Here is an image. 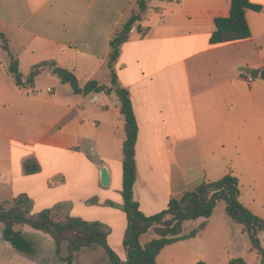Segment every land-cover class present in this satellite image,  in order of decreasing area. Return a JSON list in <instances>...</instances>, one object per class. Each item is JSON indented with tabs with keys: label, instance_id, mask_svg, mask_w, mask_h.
Listing matches in <instances>:
<instances>
[{
	"label": "crops",
	"instance_id": "crops-1",
	"mask_svg": "<svg viewBox=\"0 0 264 264\" xmlns=\"http://www.w3.org/2000/svg\"><path fill=\"white\" fill-rule=\"evenodd\" d=\"M136 1L0 0V31L23 76L32 65L55 60L81 86L89 80L111 86L109 40L137 12ZM250 1L261 5L259 12L245 11L250 36L211 44L214 19L228 16L229 0H147V11L120 46L113 68L119 85L129 90L138 124L133 197L144 215L160 212L202 181L231 173L239 181L240 202L264 220L259 190L264 186V0ZM40 52L44 56L35 58ZM5 53L0 47V203L26 194L32 216L59 206L61 218L103 223L109 247L126 260L125 132L117 95L74 94L48 69L35 77L32 89L19 87L7 71ZM244 68L258 69V76ZM27 159H34L39 171L24 173ZM102 168L108 185L100 181ZM210 216L184 221L181 234L203 221L205 226L195 237L165 246L155 264H226L215 263L226 246L207 230ZM228 221L230 245L257 251L243 225ZM19 225L33 229L14 228ZM2 229L0 222V264H62L40 258V248L34 257L18 252L2 239ZM16 230L27 237L24 227ZM144 235L156 237L149 231L139 241ZM246 262L260 264L256 254Z\"/></svg>",
	"mask_w": 264,
	"mask_h": 264
},
{
	"label": "trees",
	"instance_id": "trees-1",
	"mask_svg": "<svg viewBox=\"0 0 264 264\" xmlns=\"http://www.w3.org/2000/svg\"><path fill=\"white\" fill-rule=\"evenodd\" d=\"M229 2L228 16L214 19L215 29L209 40L211 44L233 42L249 37L250 29L245 11H261V5L250 0H229ZM136 4L138 11L132 13L109 40L110 51L107 66L110 72L111 86L99 84L96 80H89L81 86L76 75L69 69L59 66L55 60L40 61L31 66L27 76H23L19 71L17 57L11 51L6 36L0 31V47L6 51L9 58L7 71L12 75L17 86L32 89L35 77L42 70L48 69L62 83L69 84L74 94L100 92L109 94L114 91L117 95L125 132L122 146L121 196L123 202L121 209L127 218V229L123 239V244L128 251L126 260H121L109 247L106 241L109 231L103 223L71 216H66L63 220H55L54 212L59 210V206L42 210L36 216H32L31 200L26 194L15 197L9 208L5 207L9 202L0 203V222L3 224L2 239L18 252L34 257L33 242L14 228L17 224H28L33 229L42 231L52 238L57 255L60 254L61 244L67 242V254L61 257L63 264H72L75 252L97 245L105 249L108 264H155L157 255L165 246L195 237L205 226V221H203L189 233L181 234L184 221L197 218L206 219L212 214L215 204L223 202L226 214L232 221L243 225L251 239L252 247L261 252L262 248L257 234L264 231V220L253 214L240 202L239 181L231 173H226L217 180L202 181L192 190L185 191L179 199L171 198L167 207L158 213L147 216L139 210L138 202L133 197V186L137 175L135 144L138 124L129 90L119 85L113 68L119 56L120 46L127 41L131 28L141 20L142 15L147 11V0H137ZM39 169L40 167L34 159H27L23 162V171L26 174L35 173ZM149 231L153 232L156 237L141 245L139 237ZM226 264L248 263L242 257H236L230 259ZM260 264H264V260Z\"/></svg>",
	"mask_w": 264,
	"mask_h": 264
},
{
	"label": "rangeland",
	"instance_id": "rangeland-1",
	"mask_svg": "<svg viewBox=\"0 0 264 264\" xmlns=\"http://www.w3.org/2000/svg\"><path fill=\"white\" fill-rule=\"evenodd\" d=\"M153 2H155V0H153ZM148 8V6H147ZM138 11V9H137ZM6 54V53H5ZM44 56V54L40 53H36L35 58L37 57H42ZM55 78V77H54ZM69 86V85H67ZM61 91V90H60ZM85 170V175L86 177L89 179L90 177V167L88 164L85 165L84 167ZM261 195L262 197H264V186H262L261 189ZM12 202H9L8 204L5 205L6 208H9L10 206H12ZM54 219L55 220H63L64 218H61L60 214H59V210L54 212ZM224 219V221H223ZM229 217L225 214L224 211V204L223 202H218L215 204L212 214L209 218V225H208V231L213 232V238L216 239V242L226 246L225 251H223V253L221 254V258L220 260L215 261V263H219V261H229L232 258H236V257H240L238 253H240L241 251H243L242 253H244L245 258H243L245 261H252V257L256 254L259 257V261L261 263L262 260H264V237L262 233L257 234L258 237V241L260 243V246L262 248V251H255L254 253H250L247 249L246 250H242V247H239V245L237 247H232L229 243L228 240V232H230L231 227L229 223L230 221ZM24 227L25 230L27 231V237H29L30 240H32V242L34 243L35 249H39L40 251H38V255L40 258L42 259H48V260H53V261H59L63 264L61 257L65 256L67 254V249H66V244L67 242H63L61 244V251L60 254L57 255L55 253V244L53 242V240L48 237L47 235H44V233H42L41 231H34L33 229H31L30 227H26L24 225H19L16 227V229H20ZM219 232V236L218 235ZM44 236L47 237V239H44ZM206 235L203 236V238ZM152 236H147L144 235L141 238V244L144 245L146 242H148L151 239ZM218 237V240H217ZM251 240V239H250ZM111 243L113 245L116 244L115 242V236L112 237L111 239ZM252 243V242H251ZM53 250V251H52ZM228 257H232V258H228ZM108 257L107 254L105 252V249L102 246H95L92 248H87V249H83L80 250L78 253L75 254V263L74 264H108L107 263ZM223 262V263H224Z\"/></svg>",
	"mask_w": 264,
	"mask_h": 264
},
{
	"label": "water",
	"instance_id": "water-1",
	"mask_svg": "<svg viewBox=\"0 0 264 264\" xmlns=\"http://www.w3.org/2000/svg\"><path fill=\"white\" fill-rule=\"evenodd\" d=\"M244 72L249 74L252 78H256L258 76L259 70L254 68H244ZM100 181L103 185L109 184V177L106 168H102L100 171Z\"/></svg>",
	"mask_w": 264,
	"mask_h": 264
}]
</instances>
